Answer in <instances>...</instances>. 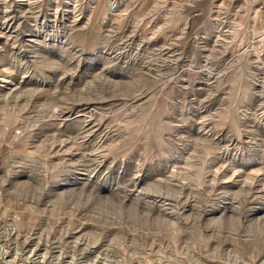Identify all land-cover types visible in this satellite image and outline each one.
Segmentation results:
<instances>
[{"label":"rangeland","instance_id":"374dc122","mask_svg":"<svg viewBox=\"0 0 264 264\" xmlns=\"http://www.w3.org/2000/svg\"><path fill=\"white\" fill-rule=\"evenodd\" d=\"M0 264H264V0H0Z\"/></svg>","mask_w":264,"mask_h":264}]
</instances>
